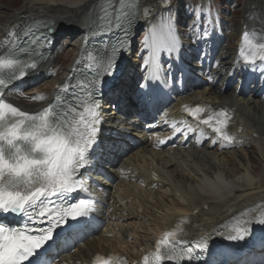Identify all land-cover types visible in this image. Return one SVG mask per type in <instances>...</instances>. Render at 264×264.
I'll return each instance as SVG.
<instances>
[{
	"label": "bare ground",
	"instance_id": "6f19581e",
	"mask_svg": "<svg viewBox=\"0 0 264 264\" xmlns=\"http://www.w3.org/2000/svg\"><path fill=\"white\" fill-rule=\"evenodd\" d=\"M181 1L172 0L171 8L173 16L177 14L176 23L183 52H173L171 55L166 53L165 59L161 53L162 74L174 75L171 71L172 67L177 69L174 57H184L185 70L190 67L196 69V65L190 60L194 51H199V56L204 57L210 68V80L214 84L221 77V87L213 88L211 82L207 88L192 92L183 100L204 102L219 110H226L227 113L233 110L230 123L236 137L232 145L234 151L218 145L211 148L209 146L204 151L156 152L146 140L147 136L130 134L142 141L141 146L137 149L129 148L126 157L113 156L121 167L118 171L115 167L110 171L113 181L117 182L115 187L104 181L101 183L105 188L103 193H99V199L109 205L107 212L110 226L99 233L95 240L88 242L84 249L79 250L77 256L89 258L95 253H121L133 261L153 243L155 236L177 225L185 217L194 225L190 235L198 236L215 230L224 223H231L245 209L264 203V166L257 169L260 161L264 163V88L259 89L263 80L260 79V83L250 93L235 95V90L241 87L240 79L230 93L221 92L229 75L235 78L241 70L236 65L235 54L242 26L252 25L257 30V39L264 38V0H249L240 7L242 23L239 21L237 24L236 33H228L227 30L232 27L224 17L212 16L211 23L205 24L196 14L185 15L186 30L181 31L178 23L179 10H183ZM5 2L6 0H0V40L5 39L17 24L23 28L29 21L41 19L50 25L45 31H49L52 43L46 45L45 59L30 76L37 72L40 74L33 81L22 84L26 93L33 92L27 93L28 99L37 95H43L44 99L40 102L36 100L33 104L28 103V99H20L15 104L26 112H34L49 103L52 86L69 76V67L73 66L75 69V59L80 56L79 49L89 36L87 20L90 9L97 0H22L21 6L16 10L10 9L11 6ZM153 2L154 0H144L141 5ZM193 24L196 25L195 28L191 27ZM205 27L207 35L203 33ZM144 28H148L146 22H135L130 39L133 40ZM16 31L19 33V29ZM235 35V45L232 48L231 41ZM57 45L59 47L52 54V49ZM212 53L215 55L212 56ZM69 56L71 58L67 61V66L57 72L58 59ZM133 62L135 61L128 63V73L116 85L119 93L126 95L124 103L127 102L128 105L125 113H129L128 110L134 112L129 98L132 82L129 76L134 69ZM223 73L225 74L222 75ZM42 82L50 87L41 90ZM169 92L171 97L179 95L177 86L169 87ZM176 113H179L178 110ZM111 114L114 115L115 112ZM116 117L119 118L118 115ZM121 135V131H117L118 139H121ZM115 151L116 148L111 150L114 154ZM152 173L157 175V180L151 179ZM254 226L264 228V225L255 223L249 225L248 238L254 236ZM215 233H218L219 240L225 239L229 234L228 229ZM255 256L258 257L259 254Z\"/></svg>",
	"mask_w": 264,
	"mask_h": 264
},
{
	"label": "snow or ice",
	"instance_id": "6c2138e0",
	"mask_svg": "<svg viewBox=\"0 0 264 264\" xmlns=\"http://www.w3.org/2000/svg\"><path fill=\"white\" fill-rule=\"evenodd\" d=\"M143 2L97 0L87 20L89 31L98 35L119 30L127 39L129 30L141 19ZM171 4L172 0H154L143 8L145 20L151 18L153 9L158 6L162 9L142 41L149 53L144 66L150 70L149 78L153 80L159 79L163 70L161 53L171 55L180 47ZM208 11L210 13L211 9ZM197 15L202 12L198 11ZM49 28L47 21L34 20L23 28L17 24L0 40V264H46L43 257L57 242L53 236L56 230L69 219L78 225L79 218L88 217L96 210V202L90 194L87 198L78 195L88 192L81 170L89 168L95 157L102 123L100 97L104 79L114 75L124 40H118L110 53L106 49L97 50L96 54L88 52V63L75 83L69 80L58 85L53 103L35 113L21 111L3 99L4 90L22 80L45 59L41 48L52 40L49 31L42 29ZM203 33L208 34L206 27ZM239 60L245 68L259 71L264 78V38L258 41L256 33L245 30ZM32 99L42 101L44 96ZM186 110L200 124L211 128L218 138L232 141L226 131L230 120L226 110L217 112L202 105ZM201 113H206L207 118L201 119ZM173 127L181 134L185 130L195 131L191 126ZM253 223L264 225V203L247 208L234 218L227 226L226 239L245 240L250 235L248 226ZM185 236L179 227L166 231L157 240L154 250L143 257L142 264L198 261L200 254L196 250L207 251L209 236H202L194 243ZM93 264H127V261L97 255Z\"/></svg>",
	"mask_w": 264,
	"mask_h": 264
},
{
	"label": "rangeland",
	"instance_id": "374dc122",
	"mask_svg": "<svg viewBox=\"0 0 264 264\" xmlns=\"http://www.w3.org/2000/svg\"><path fill=\"white\" fill-rule=\"evenodd\" d=\"M14 0H6V2H5V4L6 5H8L9 7H10V9H13V10H16V9H18L20 6H21V4H22V0H15L14 2H13ZM184 1H186V0H184ZM231 1V3H230V5H232V4H235L236 6H237V11L234 13V11H235V6H226V2H227V0H218L217 1V3L219 4V6H218V4L216 5V6H218L217 7V11H219L220 9L221 10H224V7H227V8H225L226 10H225V16H223V15H219L220 17H224L226 20H227V16H234L232 19H230V20H227V22H230L231 24H232V28H231V30H227L228 31V33L229 32H232V33H236V30H235V28L237 29V27H238V23H239V21H236V19L235 18H238L237 16L240 14V11H239V9H240V7L242 6V5H245V3H247L249 0H230ZM243 2V3H242ZM242 3V4H241ZM182 4V1H181V3H180V5ZM175 6H176V3H175ZM181 7H183V6H181ZM189 7V6H188ZM184 10V11H183ZM183 10H181V12H186V10H185V7H183ZM190 11H192V8L190 9ZM228 12H230V13H228ZM234 14V15H233ZM187 15H190V16H194L195 14H193V15H191L190 13H186V16ZM186 16H185V18H186ZM218 16V17H219ZM241 16H242V13H241ZM240 16V17H241ZM235 27V28H234ZM140 32V31H139ZM235 37H236V35L234 36V38L232 39V41H231V47L232 48H234V46L233 45H235V44H233V43H235ZM59 46L57 45L56 47H54L53 49H52V54H55V52H56V50H57V48H58ZM55 49V50H54ZM71 58V56H69V57H63V58H60V59H58V61H57V63H56V66H58V67H60V69H59V71H62L63 70V68H65L66 66V64L69 62V59ZM68 61V62H67ZM44 86H42V84L40 85V89L42 90V89H45V88H48V86L47 85H45V84H43ZM38 87V86H37ZM244 100H246V98H243ZM256 157H259V156H256ZM264 166V163L263 162H261L260 161V163H259V166L257 167V169H260V167H263Z\"/></svg>",
	"mask_w": 264,
	"mask_h": 264
}]
</instances>
